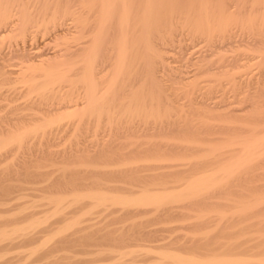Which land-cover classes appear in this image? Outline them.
Here are the masks:
<instances>
[{"label": "rangeland", "instance_id": "374dc122", "mask_svg": "<svg viewBox=\"0 0 264 264\" xmlns=\"http://www.w3.org/2000/svg\"><path fill=\"white\" fill-rule=\"evenodd\" d=\"M151 1L157 4V15H147L144 25L139 18L145 0H127L129 24L122 27V32L128 31L122 33V38L126 37L124 50L128 49L124 52V72L108 94L104 91L115 74L119 34L109 28L106 41L96 44L107 49L100 54L105 58V70L95 80L97 95H104V112L87 111L79 118H61L60 110L68 104L87 103L89 93L79 82L80 72L59 67L51 78L39 75L40 80L31 79L28 73H39L50 65L39 67L36 59L26 62L29 56L24 58L23 54L39 47L36 51L52 57L56 47L42 44L45 35L32 41L29 36L20 38L17 29L4 34L0 28V145L20 137L0 151V233L12 230L13 234L0 239L4 240L0 243V264H118L111 257L119 249L135 252L124 264H174L160 259L163 255L159 253L166 250L171 251L166 254L197 261H246L249 256L251 264L264 262V144L258 161H248L219 183L217 191L190 198L182 190L192 179L212 172L216 176L220 168L232 164L243 144L257 136L264 139V0H176L175 6L172 0H161L160 4ZM41 2L48 3V9L68 4L69 12L78 16L96 8L99 0ZM162 9L165 14L160 13ZM36 11L39 14L40 10ZM36 16L34 11L29 13V22ZM153 18L155 24H151ZM161 28H166L163 34ZM204 28L209 32L202 34ZM84 38L79 41L85 42ZM79 41L76 46L83 44ZM79 53L73 52L74 56L66 59L78 63L86 55ZM159 55L166 58L165 66L159 63ZM194 63L198 66L193 67ZM42 86L50 90L42 91ZM254 95L262 97L258 100ZM45 119L56 123L39 129L47 123ZM103 193L120 199L166 193L174 198L148 207L151 212L141 208L143 213L136 212L137 207H130L131 213L129 207L122 212L119 206L96 205L91 197ZM59 200L60 205L56 203ZM248 204L253 207L249 209ZM144 247L154 251L147 253Z\"/></svg>", "mask_w": 264, "mask_h": 264}, {"label": "bare ground", "instance_id": "6f19581e", "mask_svg": "<svg viewBox=\"0 0 264 264\" xmlns=\"http://www.w3.org/2000/svg\"><path fill=\"white\" fill-rule=\"evenodd\" d=\"M27 0H0V28L2 29L1 31L4 33H6V32H11V31H13L14 32V30H19L18 31V33L19 32H21V36H20V38L21 37H23L22 39H24V38H26L27 36H29L30 38H28V39H31L32 41H33V39L34 40H36V39H38L39 37H43L44 35H45V40L43 41V43L42 44H44V45H50L51 43L52 44H54L53 46L54 47H56V50H55V52L53 53V55H52V57H46L45 55H42L41 53H40V51L38 50V51H36L38 48L36 47V49H35V47L34 48H32V49H29L30 50V52L28 51L27 53H25V54H23V51L21 52L20 50H19V48H18V50H19V52H21L22 54H23V57L25 58L26 56H29L28 57V59H27V61L26 62H29V61H31V60H33V59H36L40 64H39V67L41 66H43V65H45V64H47V65H50L47 69H39L38 71H40L39 73H37V71L36 72H31V73H28V77H31V79L32 78H34V79H37L38 78V80H40L42 77L41 76H39V75H43V76H47V77H45V78H48V76L50 77V76H52L53 75V71L55 70V72H56V68H59V67H62L63 69L64 68H66L67 70H74V71H77L78 72V74H79V72H80V77H79V82H82V84L84 83L85 84V87L86 88H84V89H86V90H88L87 92L89 93V98H87V103H85V104H79L78 102V104L77 103H73V104H68V105H66V106H64V108H62L60 111H62V115H60V117L61 118H74L75 116H77L78 118L80 117V116H82L85 112H87V111H94V113H96L95 111H97V112H99V111H101L102 110V106H103V99H104V95L101 97V94L98 96L97 95V93H96V87H97V85H96V83H95V80H97L96 78H97V76H99V75H102L103 74V72H104V70H105V68L103 69V65L105 64L104 63V61H103V59H105V58H102V56H104V55H100V54H102L101 53V51H103L104 52V50H106L107 51V49H105L106 47H103V48H99V46L97 47V45L96 44H98V42L100 43V42H105L106 41V39H107V36H108V30H109V28H115V30L118 32V34H119V36H117L118 38H117V40H116V57H115V66L114 67H116L115 68V74H114V77L112 78V81H110V85H108L107 86V88L105 87V91H104V93H107L108 94V92H110L112 89H113V86L115 85V83H116V81L118 80V79H120L121 77H122V73L124 72H122V65H123V61H124V57L126 56L125 55V50H128V49H125L124 50V48H125V36L122 38V33H126V32H128V31H124V32H122V27H124L128 22H127V13H128V9L130 10V8L129 7H127L128 5H127V0H99V3H96V5H97V7L95 8L94 6V8H92V9H90V11H87L85 14H83V15H80V17H78L77 15L75 16L74 14L75 13H71V12H69V10H70V7H69V5L68 4H66V5H59V3H58V5L56 4H54L55 6H49V7H51V9H48V6H47V4L45 3H43V2H41L40 0H29L31 3H29L28 1L26 2ZM44 1V0H43ZM58 1V0H57ZM97 1V0H96ZM159 2V4H160V1L161 0H158ZM170 1V3H171V0H169ZM173 1H176V0H172V2ZM209 1V0H208ZM47 2V1H46ZM52 2V1H51ZM129 2V1H128ZM135 2H136V0H135ZM167 2V1H166ZM200 2H201V0H200ZM241 2H242V0H241ZM28 3L29 4H31L30 5V7L28 6ZM50 3V2H49ZM131 3V2H130ZM155 3L156 2H152L151 0H145V6H143V8L145 9L144 10V12H143V14H141L142 15V17L141 18H139V19H142V21H140V24H141V22H143V24L144 25H146L145 23H147V21H146V18H147V15H149V14H151V13H154L155 12V9H157V7L155 8V6H157V4L155 5ZM169 3V2H168ZM168 3H167V5L166 6H168ZM180 3V2H179ZM198 3H199V1H198ZM140 4V3H139ZM144 4V3H143ZM132 5H134V2H133V4ZM137 5V4H136ZM155 5V6H154ZM163 5V4H162ZM162 5H160V6H162ZM171 5V4H170ZM173 5H174V2H173ZM173 5H171V7L169 8V9H171L172 10V6ZM191 5V4H190ZM193 5V4H192ZM203 5H204V2H203ZM203 5L201 6V9H202V7H203ZM220 5V4H219ZM138 6V5H137ZM159 6V7H160ZM175 6V5H174ZM200 6H198V8H200ZM206 6V5H205ZM210 6H212V5H210ZM92 7V6H91ZM164 7H165V4H164ZM169 7V6H168ZM168 7H167V9H168ZM197 7V6H196ZM195 7V8H196ZM216 7V6H215ZM214 7V8H215ZM218 7V6H217ZM216 7V9H218ZM140 8H142V4H141V6H140ZM161 8V7H160ZM209 8V7H208ZM220 8V7H219ZM132 9H133V7H132ZM137 9H139V8H137ZM201 9H199V12H200V10ZM231 9V8H230ZM36 10H40V12H39V14H38V12L36 11ZM187 10H189V8L187 9ZM195 10V9H194ZM204 10V9H203ZM203 10H201V11H203ZM212 10H215V9H212ZM223 10V9H222ZM33 11L34 12H36L37 13V15L38 16H36L35 18H34V20L32 21H30L29 22V19H28V17H27V15L29 16V13L31 14H33ZM132 11V10H131ZM157 11V10H156ZM161 12L160 13H162V11H164L163 9L162 10H160ZM166 11V10H165ZM165 11L163 12V14H165ZM192 11H193V9H192ZM206 11H208V10H206ZM205 11V12H206ZM219 11V10H218ZM179 12V11H178ZM177 12V13H178ZM209 12V11H208ZM84 13V12H83ZM141 13V12H140ZM157 12H155V14H156ZM167 13V12H166ZM173 13V12H172ZM183 13H184V11H183ZM203 13V12H202ZM202 13H201V15H202ZM218 13H220L221 14V11L220 12H217V14ZM187 14V13H186ZM188 14H190V11H189V13ZM224 14V13H223ZM226 14V13H225ZM153 16H154V14H152ZM157 15V14H156ZM162 15V14H161ZM168 15H169V13H168ZM168 15H167V17H168ZM172 15V14H171ZM184 15V14H183ZM200 15V14H199ZM203 15H205V14H203ZM219 15V14H218ZM253 15V14H252ZM256 15V14H255ZM35 16V15H34ZM85 16V17H84ZM163 16V15H162ZM161 16V17H162ZM166 16V15H165ZM165 16H164V18H165ZM182 16V15H181ZM187 16V15H186ZM197 16V15H196ZM215 16V15H214ZM217 16V15H216ZM222 16V15H221ZM89 17H91V19L93 20V22L91 21V19H89ZM132 17H134V16H132ZM138 17V16H137ZM150 17V16H149ZM157 18V17H156ZM219 18V17H218ZM148 19V18H147ZM162 19V18H161ZM160 19V20H161ZM168 19V18H167ZM217 19V18H216ZM219 19H221V17L219 18ZM92 22V23H90V21ZM138 20V19H137ZM151 20V19H150ZM149 20V21H150ZM164 20V19H163ZM163 20H161V21H163ZM198 20V19H197ZM224 20V19H223ZM221 20V22H223L224 23V21L226 20ZM132 21V20H131ZM156 21V20H155ZM158 21V20H157ZM156 21V22H157ZM173 21V20H172ZM198 21H202V20H198ZM153 23H151V24H155L154 23V18H153V21H152ZM160 22V21H159ZM166 21H164V23H165ZM208 22V21H207ZM221 22L219 23V24H221ZM227 22V21H226ZM149 23V24H150ZM172 23V22H171ZM170 23V24H171ZM178 23V22H177ZM194 23V22H193ZM262 23H264V22H262ZM129 24V23H128ZM132 24V23H131ZM143 24H142V26H143ZM163 24V23H162ZM162 24H160V27H161V25ZM175 24V23H174ZM196 24H197V22H196ZM200 24V23H199ZM206 24V23H205ZM204 24V27H206L207 25H205ZM208 24H210V22L208 23ZM218 24V25H219ZM217 25V26H218ZM226 25V24H225ZM224 25V26H225ZM148 26L149 25H147V29H148ZM155 26V25H154ZM195 26V25H194ZM197 26V25H196ZM198 26H200V25H198ZM203 26V25H202ZM201 26V27H202ZM216 26V27H217ZM223 26V27H224ZM128 27H129V25H128ZM133 27V26H132ZM140 27V26H139ZM144 27V26H143ZM150 27V26H149ZM159 27V28H160ZM209 27H210V25H209ZM209 27H207L208 28V30L210 29ZM222 26H220L219 28H221ZM126 28V27H125ZM134 28V27H133ZM156 28V27H155ZM218 28V27H217ZM124 29V28H123ZM141 29V28H140ZM144 28H142V30H143ZM145 29H146V27H145ZM158 29V28H157ZM162 29V28H161ZM198 29V28H197ZM202 29V28H201ZM200 29V30H201ZM31 30V31H30ZM124 30H126V29H124ZM129 30H130V27H129ZM139 30V29H138ZM150 30H151V27H150ZM153 30L154 31H156L155 33L157 34V30H155L154 29V27H153ZM163 30H166V28L165 29H162L161 30V32L163 31ZM168 30V29H167ZM203 30V29H202ZM204 30H205V28H204ZM208 30H205L204 31V33H203V31L201 32L202 34H206L205 32L206 31H208ZM219 30V29H218ZM222 30H224V28L222 29ZM149 31V30H148ZM152 31V30H151ZM160 31V30H159ZM158 31V32H159ZM189 31V30H188ZM219 31H221V30H219ZM1 32V33H2ZM111 32V31H110ZM131 32H132V30H131ZM140 32V31H139ZM166 31H164V33H165ZM209 32V31H208ZM4 33V34H5ZM138 33V32H137ZM142 33H144L145 34V31H142ZM141 33V34H142ZM149 33V32H148ZM167 33V32H166ZM166 33H165V36H166ZM140 34V33H139ZM161 34V33H160ZM162 34H163V32H162ZM168 34V33H167ZM173 34V33H172ZM189 34V33H188ZM197 34H199V32L197 33ZM222 35H223V32L221 33ZM19 35H20V33H19ZM126 35V34H125ZM129 35V34H128ZM133 35H134V33H133ZM146 35V34H145ZM196 35V34H195ZM201 35V34H200ZM221 35V36H222ZM18 36V35H17ZM83 36H85L86 37V39L84 38V41L85 42H80L79 40L83 37ZM168 36V35H167ZM166 36V37H167ZM174 36V35H173ZM220 36V37H221ZM14 37V36H13ZM141 37V36H140ZM172 37V36H171ZM14 38H16V37H14ZM110 38V37H109ZM133 38V37H132ZM146 38H148V36L146 37ZM200 38H202L201 36H200ZM19 39V38H18ZM219 39V38H218ZM42 40H43V38H42ZM165 40H166V38H165ZM184 40V39H183ZM193 40V39H192ZM205 40V39H204ZM223 40V39H222ZM30 41V40H29ZM80 42V43H83V44H81V46H76V43L77 42ZM109 41V40H108ZM128 41V40H127ZM146 41V40H145ZM167 41V40H166ZM170 41V40H169ZM169 41H167V43L169 42ZM173 41V40H172ZM207 41V40H206ZM262 41V40H261ZM22 42V41H21ZM28 42V41H27ZM102 42V43H103ZM142 42H144V41H142ZM195 42V41H194ZM219 42V41H218ZM23 43H25L24 41H23ZM79 43V44H80ZM130 43V42H129ZM147 43V42H146ZM198 43V42H197ZM196 43V44H197ZM51 44V45H52ZM148 44V43H147ZM172 44V43H171ZM171 44H170V46H171ZM22 45V44H21ZM25 45V44H24ZM102 45V44H101ZM126 45H128V44H126ZM146 46V45H145ZM159 46V45H158ZM165 46V45H164ZM169 46V47H170ZM191 46V45H190ZM197 46V45H196ZM20 47H22V46H20ZM143 47H144V45H143ZM150 47V46H149ZM156 47V46H155ZM211 47V46H210ZM209 47V48H210ZM127 48V47H126ZM142 48V47H141ZM150 48H152V47H150ZM162 48V47H161ZM41 49V48H40ZM145 49H146V47H145ZM153 49L154 48H152V51H153ZM163 49V48H162ZM197 49V48H196ZM24 50V49H23ZM52 50V49H51ZM73 50V51H72ZM115 50V49H114ZM71 51H72V53H71ZM86 51V52H85ZM134 51V50H133ZM160 51V50H159ZM178 51H179V49H178ZM193 51H196V50H193ZM219 51H220V49H219ZM12 52V51H11ZM17 52V51H16ZM73 52H74V54H77V53H79V52H82L83 53V56H84V54L86 53V55H85V57H83V59L82 60H80V62H79V60H78V63H76V62H70L68 59H69V57H72V55H73ZM150 52V51H149ZM192 52V51H191ZM43 53V52H42ZM51 53V52H50ZM82 53H81V55H82ZM153 53V52H152ZM151 53V55L152 56H155V55H153ZM155 53H159V52H155ZM202 53V52H201ZM207 53V52H206ZM12 54V53H11ZM18 53H16L15 55H17ZM22 54H21V56H22ZM72 54V55H71ZM80 54V53H79ZM104 54V53H103ZM160 54V53H159ZM258 54V53H257ZM125 55V56H124ZM3 56V55H2ZM20 56V55H19ZM20 56V57H21ZM74 56V55H73ZM157 56V55H156ZM220 56V55H219ZM261 56V55H260ZM68 57V59H66ZM204 57V56H203ZM17 58V57H16ZM112 58V57H111ZM158 58V57H157ZM161 58V60H159V63L160 64H162V65H164L165 66V59L166 58H164L163 56H160L159 55V59ZM180 58V57H179ZM152 59V58H151ZM168 59V58H167ZM187 59V58H186ZM192 59V58H191ZM201 59V58H200ZM211 59V58H210ZM226 59V58H225ZM257 59V58H256ZM259 59V58H258ZM261 59H262V57H261ZM23 60V59H22ZM21 60V61H22ZM148 60V59H147ZM154 60H156V61H158L157 59H156V57H154ZM165 60V61H164ZM217 60V59H216ZM252 60V59H251ZM17 61V60H16ZM169 61V60H168ZM219 61H220V59H219ZM250 61V60H249ZM6 62V61H5ZM9 62V61H8ZM155 62V61H154ZM163 62V63H162ZM185 62H187V61H185ZM197 62V61H196ZM17 63V62H16ZM80 63L82 64V66L80 65ZM158 63V64H159ZM169 63V62H168ZM167 63V64H168ZM176 63V62H175ZM256 63H257V61H256ZM261 63V62H260ZM8 64V63H7ZM19 64V63H18ZM26 64V63H25ZM103 64V65H102ZM156 64V63H155ZM206 64V63H205ZM208 64V63H207ZM211 64V63H210ZM6 65V64H5ZM4 65V66H5ZM107 65V64H106ZM109 65V64H108ZM157 65V64H156ZM179 65V64H178ZM194 65V66H193ZM192 66L193 67H196V66H198V65H196L195 66V63L193 64ZM243 66H244V64H242ZM248 65V64H247ZM13 66V65H12ZM97 66H98V68L99 67H101L102 66V68L101 69H99V71L97 70L98 68H97ZM110 66V65H109ZM108 66V67H109ZM204 66V65H203ZM202 66V67H203ZM215 66V65H214ZM219 66H220V64H219ZM33 67V66H32ZM38 67V68H39ZM162 67V66H161ZM205 67V66H204ZM208 67H209V65H208ZM226 67V66H225ZM244 67H246V66H244ZM250 67V66H249ZM256 67V66H255ZM34 68V67H33ZM113 68V67H112ZM132 68V67H131ZM149 68V67H148ZM172 68V67H171ZM219 68V67H218ZM217 68V69H218ZM222 68V67H221ZM220 68V69H221ZM240 68V67H239ZM239 68H238V70H239ZM252 68H254V67H252ZM259 68V67H258ZM65 69V70H66ZM163 69V68H162ZM166 69V68H165ZM194 69V68H193ZM206 69V68H205ZM213 69V68H212ZM243 69V68H242ZM260 69V68H259ZM25 70H27V69H25ZM31 70V69H30ZM35 70V69H34ZM37 70V69H36ZM57 70H59V69H57ZM112 70V69H111ZM124 70V69H123ZM174 70V69H173ZM225 70V69H224ZM223 70V71H224ZM228 70H230V69H228ZM255 70V69H254ZM107 71V70H106ZM158 71H160V70H158ZM168 71V70H167ZM209 71V70H208ZM240 71V70H239ZM8 72H10V71H8ZM55 72H54V74H55ZM142 72V71H141ZM231 72H232V70H231ZM242 72H243V70H242ZM250 72V71H249ZM259 72V71H258ZM13 73V72H12ZM74 73H76V72H74ZM147 73V72H146ZM160 73V72H159ZM226 73V72H225ZM239 73H241V72H239ZM262 73H264V72H262ZM3 74H7L6 73V71H5V73H3ZM11 74V73H10ZM151 74V73H150ZM157 74V73H156ZM169 74V73H168ZM184 74V73H183ZM204 74H205V72H204ZM211 74V73H210ZM22 75H23V73H22ZM55 75H57V73L55 74ZM207 75V74H206ZM228 75H230V74H228ZM249 75H250V73H249ZM252 75V74H251ZM260 75V74H259ZM58 76V75H57ZM56 76V77H57ZM104 76V75H103ZM151 76V75H150ZM241 76V75H240ZM4 77V76H3ZM41 77V78H40ZM102 77V76H101ZM176 77V76H175ZM210 77V76H209ZM253 77V76H252ZM23 78V77H22ZM40 78V79H39ZM51 78V77H50ZM53 78V77H52ZM63 78V77H62ZM237 78V77H236ZM257 78V77H256ZM34 79H33V81H34ZM65 79V78H64ZM229 79H231L230 78V76H229ZM7 80H9L8 78H7ZM12 80V79H11ZM57 80V79H56ZM59 80V79H58ZM151 80V79H150ZM181 80V79H180ZM241 80V79H240ZM3 81V80H2ZM64 81V80H63ZM146 81V80H145ZM1 82V81H0ZM13 82H15V81H13ZM59 83H60V80L58 81ZM228 82H230V80L228 81ZM234 82V81H233ZM238 82H239V79H238ZM256 81H254V83H255ZM57 83V82H56ZM102 83V82H101ZM254 83H252V84H254ZM30 84V83H29ZM48 84V83H47ZM52 84V83H51ZM108 84V83H107ZM149 84V83H148ZM261 84H264V83H262L261 82ZM261 84H259L260 86H261ZM34 85V84H33ZM53 85V84H52ZM59 85V84H58ZM76 85V84H75ZM234 85V84H233ZM48 86H50V85H48ZM255 86V85H254ZM43 87V86H42ZM52 87V86H51ZM70 87V86H69ZM235 87V86H234ZM253 87V86H252ZM258 87V86H257ZM41 88V87H40ZM159 88V87H158ZM256 88V87H255ZM70 89V88H69ZM76 89H77V85H76ZM83 89V90H84ZM103 90H104V88H102ZM38 90H39V88H38ZM43 90H45V91H49L50 90V88L49 87H43L42 88V91ZM68 90V89H67ZM159 90V89H158ZM256 90V89H255ZM259 90V89H258ZM262 90V89H261ZM54 91H56V89L54 90ZM257 91V90H256ZM40 92V91H39ZM51 92H52V90H51ZM57 92V91H56ZM55 92V93H56ZM75 92V91H74ZM85 92V91H84ZM258 92V91H257ZM28 93V92H27ZM38 93V92H37ZM41 93V92H40ZM43 93V95H44V92H42ZM54 93V92H53ZM65 93V92H64ZM68 93H69V90H68ZM76 93V92H75ZM237 93V92H236ZM48 94V93H47ZM50 94V93H49ZM87 94V93H86ZM85 94V95H86ZM106 94V95H107ZM114 94V93H113ZM54 95V94H53ZM88 95V94H87ZM256 95V94H255ZM254 95V96H255ZM257 95H259V94H257ZM71 96V95H70ZM126 96V95H125ZM241 96V95H240ZM253 96V95H252ZM72 97V96H71ZM87 97V96H86ZM256 97V96H255ZM262 97V96H261ZM261 97H256L258 100H260V98ZM198 98V97H197ZM235 98V97H234ZM248 98V97H247ZM128 99V98H127ZM253 99V98H252ZM75 100V99H74ZM206 100H208V99H206ZM105 101V100H104ZM236 101V100H235ZM234 101V102H235ZM242 101V100H241ZM250 101V100H249ZM254 101V100H253ZM211 102V101H210ZM251 102V101H250ZM255 102V103H254ZM254 102H252L251 104L252 105H254V104H256V101H254ZM257 102H259V101H257ZM261 103H262V101H260ZM178 104V103H177ZM191 104V103H190ZM206 105V104H205ZM226 105V104H225ZM238 105V104H237ZM250 105V104H249ZM133 106V105H132ZM200 106H201V104H200ZM233 106V105H232ZM251 106V105H250ZM250 106H249V108H250ZM259 106V105H258ZM53 107H55V106H53ZM177 107V106H176ZM175 107V108H176ZM179 107V106H178ZM192 107V106H191ZM234 107V106H233ZM239 107V106H238ZM238 107L236 108V109H238ZM255 107V106H254ZM253 107V108H254ZM256 107H257V105H256ZM104 108V107H103ZM128 108V107H127ZM135 108V107H134ZM165 108V107H164ZM205 108V107H204ZM219 108V107H218ZM231 108V107H230ZM252 108V109H253ZM203 109V108H202ZM210 109V108H209ZM208 109V110H209ZM233 109H235V108H233ZM168 110V109H167ZM242 110V109H241ZM240 110V111H241ZM254 110V109H253ZM256 110V109H255ZM103 111V110H102ZM131 111V110H130ZM237 111V110H236ZM262 111V110H261ZM57 112V111H56ZM104 112V111H103ZM202 112V111H201ZM204 112H205V110H204ZM231 112V111H230ZM253 112V111H252ZM47 113V112H46ZM89 113V112H88ZM233 113H235V112H233ZM97 114V113H96ZM100 114V113H99ZM99 114H98V116H99ZM104 114H106V113H104ZM135 114V113H134ZM239 114V113H238ZM242 114H243V112H242ZM43 115H44V113H43ZM50 115V114H49ZM100 115H102V114H100ZM259 115H261V114H259ZM47 117V116H46ZM59 117V119H61ZM97 117V116H96ZM95 117V118H96ZM103 117V116H102ZM76 118V117H75ZM107 118V117H106ZM19 119V118H18ZM22 119V118H21ZM58 119V121H61V120H63V119H61V120H59ZM100 119H101V117H100ZM112 119H113V117H112ZM16 120V119H15ZM30 120V119H29ZM28 120V121H29ZM97 120V119H96ZM103 120V119H102ZM131 120V119H130ZM45 121H47L46 119H45ZM57 121V120H56ZM72 121V120H71ZM75 121V120H74ZM79 121H82V119H80ZM106 121V120H105ZM125 121V120H124ZM103 122V121H102ZM40 123H42V122H40ZM56 122L55 121H47V123H45L44 122V124H42L41 126H39V129H47V127H50L51 125H53V124H55ZM76 123V122H75ZM109 123V122H108ZM125 123V122H124ZM23 124V123H22ZM254 124V123H253ZM31 125H33L32 123H31ZM38 125H39V123H38ZM135 126H137V125H135ZM124 128V127H123ZM34 130V129H33ZM35 131V130H34ZM26 132V131H25ZM28 132V131H27ZM26 132V133H27ZM29 132H31L30 130H29ZM41 132V131H40ZM35 133V132H34ZM17 134H19V133H17ZM25 134V133H24ZM42 134V133H41ZM46 134V133H45ZM44 134V135H45ZM28 135V134H27ZM258 135V134H257ZM260 136V135H259ZM20 137L18 136V137H15L14 136V138H12V139H10V140H6V141H4L1 145H0V151H3L4 149L6 150V147L11 143L12 144V142H14L15 140H17V139H19ZM24 138V137H23ZM3 139V138H2ZM7 139V138H6ZM9 139V138H8ZM129 139V138H128ZM131 139V138H130ZM258 139V140H257ZM131 141H132V139H131ZM246 142H247V140H246ZM239 144V143H238ZM240 144L242 145L243 143L242 142H240ZM261 144H264V139H259V137L257 136L256 137V139H254V141H252V142H248V144L246 143L243 147L242 146H240L241 147V152H240V156L239 157H237V159L236 160H234V162L232 163V164H230L229 166L227 165V166H225V167H222V168H220L217 172V175L215 176H212V173H214V172H212L211 173V175H209V176H202V177H198V178H196V179H192L190 182H187L186 184H185V187L182 189L183 190V194H185V196H189L190 198H194V196H196V195H205L204 193H208L209 191H211V190H215L216 188H217V186H218V184L220 183L221 184V182L222 181H225V179L227 180V178H229L230 176H233L232 174L234 173V172H236L237 170H239V169H242L244 166H245V164L248 162V161H250V160H254V159H256L257 161H258V156L260 155V149H261ZM262 147H264V145H262ZM240 150V149H239ZM262 150H264V148H262ZM260 156H262V155H260ZM124 166V165H123ZM131 168V167H130ZM123 169V168H122ZM128 169V168H127ZM132 169V168H131ZM136 169V168H135ZM134 169V170H135ZM119 170V169H118ZM133 170V169H132ZM110 171H113V170H110ZM116 171H117V169H116ZM121 171V170H120ZM125 171H126V169H125ZM124 171V172H125ZM127 173H128V170L126 171ZM135 172H136V170H135ZM108 173V172H107ZM106 173V174H107ZM216 173V172H215ZM214 173V174H215ZM120 174V173H119ZM125 174V173H124ZM206 174V173H205ZM113 175V174H112ZM126 175V174H125ZM204 175V174H203ZM215 191H217V190H215ZM214 192V191H213ZM95 193V192H94ZM97 194H99V193H97ZM102 194V193H101ZM96 195V197H91V198H94V200H92V201H95V204L96 205H101V206H106V207H109V208H113V207H121V210L123 209V208H127V207H129L128 208V210L130 209V207H137L138 209H137V211L136 212H138V210H140L139 208H141L143 211L144 210H149V208L148 207H151V206H156V205H162L163 203L164 204H166V202H168V201H170L171 199H173L174 197L172 196V195H170V194H172V192L170 193V194H168V193H166V194H163V195H158V196H150L149 195V197H144V198H142L141 197V199L140 198H135V199H132L131 197V199H127V197H126V199H120V197L118 198L117 197V195H116V197H108V196H104V195H106V194H104L103 193V196L102 195ZM209 194H212L211 192L209 193ZM113 195V194H112ZM157 195V194H156ZM198 195V196H199ZM207 195V194H206ZM140 196V195H139ZM193 196V197H192ZM210 196V195H209ZM208 196V197H209ZM207 197V196H206ZM205 197V198H206ZM134 198V197H133ZM177 199V198H176ZM60 201L61 200H59V202H56V203H58V205H60L59 203H60ZM63 201V200H62ZM65 201V200H64ZM64 201H63V203H64ZM90 201V200H89ZM173 201V200H172ZM93 203V202H92ZM62 204V203H61ZM249 205V204H248ZM92 206V205H91ZM94 206V205H93ZM56 207V206H55ZM247 207V206H246ZM249 207H253L252 205H249L248 206V208ZM95 208V207H94ZM96 208H97V206H96ZM103 208V207H102ZM246 208L244 207V210H245ZM250 209V208H249ZM105 210V209H104ZM124 210V209H123ZM122 210V212H124V211H126V210H124L123 211ZM142 210H140L141 212H142ZM150 212L151 211H153V209L152 210H149ZM148 211V212H149ZM130 212H131V209H130ZM135 212V211H134ZM60 213V212H59ZM119 213V212H118ZM132 213V212H131ZM143 213V212H142ZM141 213V214H142ZM147 213V212H146ZM120 214V213H119ZM145 214V213H144ZM126 215H128V214H126ZM134 216V215H133ZM33 226V225H32ZM29 227V226H28ZM29 229V228H28ZM61 229H63V228H61ZM67 230V229H66ZM3 231V230H2ZM11 232H12V230H11ZM11 232H7L8 233V236H11V235H13ZM7 233H4V232H2V233H0V239L2 240L3 238H5L6 237V235H7ZM11 233V235H9ZM14 233V232H13ZM13 237V236H12ZM32 238V237H31ZM35 238V237H34ZM5 239H7V237L5 238ZM10 239V238H9ZM33 239V238H32ZM0 240V241H1ZM16 240V239H15ZM4 241V240H3ZM2 241V242H3ZM7 241V240H6ZM2 242H0V243H2ZM5 245V244H4ZM4 245H1V246H4ZM5 247V246H4ZM179 247V246H178ZM1 248V247H0ZM3 248V247H2ZM1 248V249H2ZM144 248H146V247H144ZM0 249V250H1ZM143 249V248H142ZM217 249V248H216ZM215 248H214V250L215 251H217ZM222 249V248H221ZM11 250V249H10ZM35 250V249H34ZM33 250V251H34ZM131 250V249H130ZM129 250V251H130ZM152 250V249H151ZM149 248H146L145 249V251L147 252V253H152L153 251H151ZM159 250V249H158ZM161 250H164L165 251V249H161ZM213 250V251H214ZM4 251H5V249H4ZM36 251V250H35ZM105 251V253H106V250H104ZM119 251V253H117ZM118 251H116V252H114V255H115V253H117L114 257L112 256L111 258H113V260L114 261H116V262H119L120 264H124L125 263V260H126V258L127 257H129V256H131L132 255V253H135L134 251H130V252H127L128 251V249H121V251H123V253L120 251V249L118 250ZM126 251V253H124ZM156 251V250H155ZM160 251V250H159ZM168 250H166L165 251V253H159V254H161V255H163V257H161L160 259L162 260V258H163V260L162 261H169L170 263H174V264H251L249 261H251V259L249 258V256L247 257V258H249V259H247L246 258V261H248V262H246V261H244V259H242V258H240V259H235V260H218L217 258V260L216 261H211V262H206V261H204V260H202V261H197V260H195V259H193V258H191V257H187V258H185V257H183V259H181L180 257L182 256H179V255H174L173 253H172V255L170 254H166V252H167ZM173 251V250H172ZM214 251V252H215ZM9 252V251H8ZM110 252H113V251H110ZM168 252H171V251H168ZM223 252V251H222ZM226 251H224V253H225ZM4 253V252H3ZM10 253V252H9ZM104 253V254H105ZM224 253H221V256H224L225 254ZM7 254V253H6ZM26 254V253H25ZM154 254H155V252H154ZM157 254V253H156ZM222 254H224V255H222ZM98 255V254H97ZM100 255V254H99ZM160 255V256H161ZM195 255V254H194ZM217 255V254H216ZM220 255V253L217 255V256H219ZM227 255V254H226ZM245 255V254H244ZM27 256V255H26ZM101 256V255H100ZM156 257H157V255H155ZM160 256H158V258L160 257ZM186 256H188V255H186ZM221 256L220 257H218V258H221ZM225 257V256H224ZM233 257V256H232ZM240 257V256H239ZM157 258V259H158ZM200 258V257H199ZM212 258V257H211ZM244 258V257H243ZM156 259V260H157ZM166 259V260H165ZM222 259V258H221ZM225 259H226V257H225ZM242 259V260H241ZM153 260V259H152ZM212 260V259H211ZM255 260V259H254ZM257 260V259H256ZM260 260V259H259ZM204 261V262H203ZM100 262V261H99ZM160 262V261H159ZM251 262H253V261H251ZM118 263V264H119ZM157 263V262H156ZM160 263H162V262H160ZM254 263H256L257 264V262H254ZM91 264V263H90ZM259 264H264V262H259Z\"/></svg>", "mask_w": 264, "mask_h": 264}]
</instances>
